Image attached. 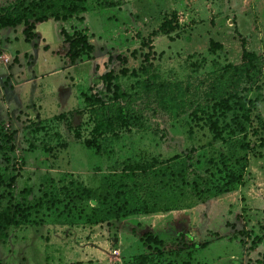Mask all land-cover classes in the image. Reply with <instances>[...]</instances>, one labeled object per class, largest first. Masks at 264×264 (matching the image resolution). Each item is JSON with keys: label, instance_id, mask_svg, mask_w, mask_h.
Returning a JSON list of instances; mask_svg holds the SVG:
<instances>
[{"label": "rangeland", "instance_id": "rangeland-1", "mask_svg": "<svg viewBox=\"0 0 264 264\" xmlns=\"http://www.w3.org/2000/svg\"><path fill=\"white\" fill-rule=\"evenodd\" d=\"M10 1L0 0V6ZM85 8L92 50L71 68L55 55L60 37L53 21L36 25L30 43L22 41V27L0 30V124L14 132L13 166L19 168L11 194L18 202L19 192L29 189L27 201L34 203L41 191H50L57 201L33 212L28 223L8 229L0 241V263L125 264L143 252L141 241L148 233L162 243V264L264 262V148L234 151L235 157L246 156L247 166L241 171L230 163L243 183L227 194L199 202L184 191L167 211L160 203L162 210L150 215L101 223L92 219L105 177L119 173L123 164L158 166L176 156L168 163L172 169L189 164L205 176V162L217 153H231L229 142L256 144L261 133L253 116L264 120V0H85ZM172 12L177 28L140 47L139 37L147 39ZM234 28L246 39L247 50L260 58L258 90L241 92V85L235 86L240 99H256L249 123L234 101L226 110L217 104L219 94L213 98L220 70L239 59ZM210 41L218 47H209ZM147 49L153 55L143 73L138 68ZM120 69L136 75L122 76ZM109 71L128 96L126 110L139 121L123 128L117 139H95L100 146L95 154L85 145L92 138V122L81 94L103 93L98 77ZM144 80L152 90L142 87ZM213 120L222 131L219 139L208 130ZM3 166L0 161V172ZM68 182L94 196L70 200L61 190ZM134 182L142 181L137 177ZM180 233L206 246L186 249ZM256 237L262 241L250 249Z\"/></svg>", "mask_w": 264, "mask_h": 264}, {"label": "trees", "instance_id": "trees-1", "mask_svg": "<svg viewBox=\"0 0 264 264\" xmlns=\"http://www.w3.org/2000/svg\"><path fill=\"white\" fill-rule=\"evenodd\" d=\"M111 5L105 4L106 7ZM85 13V0H11L0 6V30L22 27V41L30 43L35 38L36 25L47 20L53 21L57 25V33L60 37V46L55 55L63 59L64 67H69L92 50L89 44L92 34L84 22ZM177 26L178 16L172 12L164 18L155 31L149 34L147 39L139 37L140 47H150L147 44L150 37L157 34L168 35ZM233 33L239 46V59L237 64L226 65L220 70L216 78L213 98H217L216 94H219L217 104L226 110H228L227 103L234 101L237 108L242 111L240 117L244 122L249 123L256 99H240L236 94L238 91H235V86L239 83L242 87L241 92L258 90L256 83L261 74L260 58L254 52L247 50L246 39L240 36L235 28ZM212 46L218 47L210 41L209 47ZM152 55L150 49H147V52L141 56L142 64L138 68L139 71L147 72L146 70L151 67ZM118 74L136 75L135 71L127 73L125 69H120ZM115 79L116 76L110 71L106 72L98 77L104 87V94L97 92L81 94L92 122L90 130L92 138L86 141L85 145L92 148L95 154L100 153V146L95 139L103 137L117 139L123 128L128 127L129 124L138 125L139 118L133 112L126 110L129 105L126 101L128 96L119 91ZM142 87L146 91L152 90L148 80L142 82ZM253 118L259 125L258 130L261 133L257 137L256 144L249 146L248 143L238 141L229 142V144L224 142L231 153H217L215 157L209 158L205 162L207 165L204 170L207 173L205 176L194 172L189 164H179L177 168L172 169L168 163L175 161L176 156L158 166H154L151 162L137 166L123 164L119 173H111L105 177L102 183L104 190L96 198V204L99 205L92 210V219L94 222L101 223L135 215H150L162 209L170 210L167 207H170L175 198H180L184 191H188L196 201L203 202L242 186L241 173L232 171L230 163L239 165L240 170L243 171L247 166V159L244 154L235 157L234 151L239 150L244 153L254 148H264V120L258 114H255ZM242 129V127L239 128L241 132ZM208 130L213 138L219 139L222 131L218 128L216 120L209 121ZM13 136L14 132H7L0 124V161L4 165L0 172V241L7 238L8 229L18 228L28 223L33 212L41 206L44 209H50L57 203L56 194L53 193L50 196V191L49 193L41 191L36 201L30 203L27 201L30 196L29 189L19 192L18 202L14 200L11 188L18 177L19 168L13 166V162L17 159L14 155ZM185 158L190 160L188 156ZM18 164L21 166L22 161L19 160ZM188 174L192 176L190 179ZM137 177H140L142 181L140 184L134 182ZM146 180L153 183L148 185ZM61 190L70 200L84 201L94 196L93 191L74 182H68L66 186L61 187ZM160 203L165 204L162 209L159 207ZM178 237L182 241V246L189 250L206 246V244H195L184 233L178 234ZM261 241L262 237L252 238L250 249H254ZM161 245L157 236L146 234L141 241L143 252L130 257L125 264H162ZM253 264H264V262L255 260Z\"/></svg>", "mask_w": 264, "mask_h": 264}, {"label": "built area", "instance_id": "built-area-1", "mask_svg": "<svg viewBox=\"0 0 264 264\" xmlns=\"http://www.w3.org/2000/svg\"><path fill=\"white\" fill-rule=\"evenodd\" d=\"M112 253L115 254V251H113Z\"/></svg>", "mask_w": 264, "mask_h": 264}, {"label": "crops", "instance_id": "crops-1", "mask_svg": "<svg viewBox=\"0 0 264 264\" xmlns=\"http://www.w3.org/2000/svg\"><path fill=\"white\" fill-rule=\"evenodd\" d=\"M70 68L72 67V66H69Z\"/></svg>", "mask_w": 264, "mask_h": 264}]
</instances>
